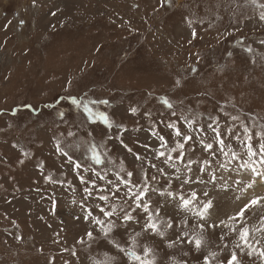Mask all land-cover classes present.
<instances>
[{"label":"rangeland","instance_id":"1","mask_svg":"<svg viewBox=\"0 0 264 264\" xmlns=\"http://www.w3.org/2000/svg\"><path fill=\"white\" fill-rule=\"evenodd\" d=\"M261 5L264 0H0V264H135L117 244L141 255L149 248L153 264H204L205 256L211 264H227L233 251L240 264H262L236 247L238 230L220 225L201 231L204 221L182 210L178 200L152 192L148 199L153 210L159 207L160 218L171 219L172 228L162 227L163 236L144 231L145 214L137 210L134 220L117 221L105 238L91 218L84 219L80 206L103 219L97 205L104 202L84 199L86 185L78 178L96 179L86 170L95 168L115 180L114 173L123 166L121 175L127 178L131 171L136 183L145 174L149 181L156 175L159 183L151 182V187H167L171 180L172 191L185 195L195 191L201 200L206 191L215 201L208 224L220 220L231 224L228 218L245 203L264 197L260 149L264 135H258L264 134ZM70 96L81 102L107 101L90 107L127 129L122 139L132 152L115 138L121 136L118 127L109 131L102 123L90 124L82 107L70 103ZM162 98L173 107H165ZM131 108L137 109L135 114H130ZM181 117L193 119L194 129H207L212 118L218 120L229 156L204 152L193 132L186 158L207 159L210 166L203 174L198 164L192 173L181 167L182 177L191 175L193 181L197 177L208 181L214 172L215 185L193 182L181 189L175 169L163 158L156 159L159 141L149 129L156 128L174 147L176 137L166 125L176 120L189 134L179 123ZM245 127L256 152L251 159ZM69 130L74 135L69 136ZM237 134L239 141L234 139ZM212 136L206 131V142H213ZM57 141L80 160L79 174L57 154ZM92 143L101 146L105 161L101 166L85 158ZM144 145H151V150ZM232 152L237 154L234 160ZM137 153L142 160L135 158ZM151 164L164 168L167 177L161 178ZM97 185L103 187L104 181L97 179ZM122 199L117 193L109 203L120 204ZM262 215L264 208L246 212L250 229L260 226ZM88 231L93 232V241L87 240ZM183 232L202 237L199 251ZM81 238L85 244L77 243ZM255 239L264 247V234L255 233Z\"/></svg>","mask_w":264,"mask_h":264},{"label":"snow or ice","instance_id":"2","mask_svg":"<svg viewBox=\"0 0 264 264\" xmlns=\"http://www.w3.org/2000/svg\"><path fill=\"white\" fill-rule=\"evenodd\" d=\"M253 3H255V0H252ZM261 7H264V5H261ZM261 19H264V15L261 16ZM23 23V21H21ZM195 35V33H194ZM250 51V49H248ZM231 55V53H229ZM179 83V82H178ZM69 101L72 105H75L78 108L82 107L83 113L86 115L88 122L91 123H102L105 128H107L109 131H111L114 127H118L119 132L121 133V136L115 137L119 140L121 146L127 149L128 152H132L131 148H128L126 144H124V141L122 139V134L127 131L124 127L115 126L112 122H110V119L108 115L104 112H98L95 111L92 107H90V104L94 103H107V101H84L81 102L75 97H69ZM161 102L163 105L169 109H171L173 106L172 104L166 99L162 98ZM137 111L136 108L130 109V114H135ZM148 115V114H146ZM173 117H175V112L172 113ZM61 119H63L64 114L60 113ZM233 119H236L233 117ZM163 122V121H161ZM179 123H182L189 131V134L185 135L181 128L178 126V122L176 120H171L167 123L166 127L171 129L172 135L176 137L175 146L170 147L168 139L159 133V131L156 128H150L149 129V135H151L154 139L159 141V144L155 151L156 159L163 158V163L167 165L169 168L175 169V179L181 180V189L184 188L185 185H190L193 182L195 183H211L215 185L218 177L216 174L209 173V180L203 181L200 177H197L195 181H193L191 175L182 177L181 175V167L187 170V173L193 172V165L198 164L200 173H205L208 170V167L210 166V161L207 159H203L201 161H197L194 159H191L190 157L186 158V145L189 144L190 141H193V132L196 133V138L198 140V143L202 150L206 153H210L211 155L215 156L216 152H220L225 157L229 156V151H226L227 146L225 144V140L222 134L221 127L218 123V120L216 118H212L211 123L207 124V129L201 128H195L194 129V120L190 119L188 117H181L179 120ZM211 132L213 133L212 140L213 142H206L205 139V132ZM231 128L228 129V134L231 136ZM244 134L246 137L245 140V147L248 150L249 158L251 159L256 155V152L253 150L251 140L252 136L249 134V130L245 127L244 128ZM69 136L74 135V133L69 130L68 132ZM91 135V133H89ZM258 135H264L258 133ZM109 140L113 139L112 136L108 137ZM234 139L240 140V135L237 134ZM214 144L217 146L214 148ZM101 146L97 145L95 143H92L88 151L85 153V158L90 160L93 165L101 166L105 163L104 161V154L100 152L99 148ZM144 147L151 150V145H144ZM261 149V164L264 165V145L260 146ZM56 151L57 154L63 155L68 162L72 165L73 171L77 172L79 174V170L83 167V165L80 163L79 159H74L73 156L69 155L67 151H64L61 147V143L57 141L56 144ZM192 151H195V148L192 149ZM174 153H178V155H174ZM25 155H27L25 153ZM232 159L237 158V154L232 152L231 153ZM135 158L137 160H142V157L139 153L135 154ZM23 163V161H21ZM180 165V166H178ZM42 167V164L40 165ZM151 167L157 168V165L151 164ZM220 167H224L223 164L220 165ZM87 171H91L92 175L96 177V179L86 180L83 175H78V178L80 180L81 184L86 185L83 189V191L86 193V196L84 199L89 198H95L99 201L104 202V206L97 205V208L100 213L103 214V219L97 216H93V213L90 209H87L83 204H81V208L86 212V215L84 216L85 220H89L91 218V222L98 226V231L105 237H109L110 233L113 231L114 228L117 227V221L120 224H127L128 222L135 219L133 213L137 210L142 211L145 214V224H144V231H151L157 235L163 236L164 232L161 231V228L163 227L165 230L168 228H172V221L171 219L168 220H162L160 218V212L161 209L159 207L155 208L153 210L152 201L148 199L149 193H156L157 195L165 198H170L172 200H178L179 201V207L184 211H190L192 215L197 218L200 221H204V223H200L199 227L201 231H203L206 227L216 228L220 225H223L224 227H228L230 231L236 232L238 230V240L239 243L236 244V247L240 249L242 253H245L251 257L253 255L257 256L262 264H264V247H258L257 245L260 244L259 239H255V242H253V238L255 233H262L264 234V215L260 216V226L255 227L253 226L251 229L249 228L247 224V217L246 212L250 208H264V197H254L253 199L249 200L247 203L243 205L239 209V211L234 215L230 216L228 219L231 221V224H226L225 221L220 220L219 224H208L207 220L210 216L215 201L210 198V194L208 192H204L203 196L205 199L201 200L198 196V194L195 191H191L188 195H185L183 191L181 192H175L171 190V180H168L167 187H151V182L159 183V180L157 179L156 175H153L151 177V181H149V178L145 174L144 179L141 183H136L133 181V173L131 171L127 172V178H125L121 173L124 171L123 166H121L119 172H115V180L108 179L107 178V172H104V174H101L100 172L96 171L95 168H89L86 169ZM253 171L255 169L253 168ZM157 172L159 173V176L161 178H166L167 173L165 172L164 168H157ZM46 180L50 179L49 177H45ZM97 179L100 181H104V186L100 187L97 185ZM239 184L240 182L237 181ZM247 187H251V185H247ZM123 190V191H122ZM227 191V188L224 189ZM94 192L97 194L94 196ZM99 193H108V194H99ZM117 193H122L123 199L120 204H110V196L116 197ZM75 203V201H73ZM56 207V201H52V209L54 210ZM115 217L116 219H112ZM185 224H187V221H184ZM242 225L237 229V225ZM139 235V233H137ZM182 236L187 238V242L189 244H194L197 251L200 250L202 245V237L199 234L189 236L187 232L181 233ZM87 240L93 241L95 239L93 232L88 231L86 233ZM223 235L221 236V239L223 240ZM180 237H177V240H179ZM110 243L115 244V241L109 240ZM79 244H85L86 241L81 238L77 241ZM133 244H135V240L133 239ZM172 244H169V247H171ZM116 247L119 248L121 252L124 253L125 256L128 257L130 261L135 262V264H153V261L149 259L151 250L147 247L144 248L143 254H138L136 251H134L132 248H122L118 244ZM77 253L75 251L72 252V255H76ZM213 257L216 255L215 253L211 254ZM97 264H100V262H97ZM204 264H211L209 256L204 257ZM220 264H223V262H220ZM227 264H240V261L237 257V253L235 251L232 252V254L227 259Z\"/></svg>","mask_w":264,"mask_h":264}]
</instances>
